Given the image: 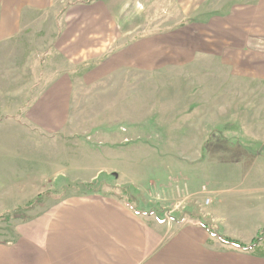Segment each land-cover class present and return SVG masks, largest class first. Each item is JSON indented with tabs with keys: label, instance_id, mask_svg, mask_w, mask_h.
<instances>
[{
	"label": "rangeland",
	"instance_id": "1",
	"mask_svg": "<svg viewBox=\"0 0 264 264\" xmlns=\"http://www.w3.org/2000/svg\"><path fill=\"white\" fill-rule=\"evenodd\" d=\"M263 1L119 0L120 28L172 30L159 44L172 56L150 75L92 78L93 62L74 67L46 117L33 111L51 95L41 71L73 63L31 38L42 18L62 15L44 10L24 26V41L0 42V241L14 239L35 197L50 191L113 195L159 223L224 216L213 229L250 245L264 229ZM221 243V260L264 264V236L250 249Z\"/></svg>",
	"mask_w": 264,
	"mask_h": 264
},
{
	"label": "crops",
	"instance_id": "2",
	"mask_svg": "<svg viewBox=\"0 0 264 264\" xmlns=\"http://www.w3.org/2000/svg\"><path fill=\"white\" fill-rule=\"evenodd\" d=\"M118 1L0 0V42L20 35L15 40L24 41V26L30 19H39L37 15L44 10L54 8L62 15L58 18L55 13L53 18L37 20L40 27L31 40L51 42L46 51L62 53L73 64L41 71L46 76L37 82L51 95L36 99L34 114L46 117L51 97L59 98V91L70 89L74 67L93 62V68L86 72L92 78L120 70L150 75L157 72L158 65L168 62V50H161L164 48L159 44L166 42L173 31H135L132 24L120 28V21H124L113 13ZM158 3L174 4L171 0H123V5ZM68 43L76 46L71 48ZM160 53L164 54L157 60ZM168 53L172 56V51ZM81 55L85 59L75 61ZM46 193L48 196L43 192L35 197L38 202L29 218L21 220L14 239L0 241V264H234L221 260L220 251L214 248L220 250L222 245L214 233L215 220L224 216H213L205 227L199 225L203 220L199 223L193 217L159 223L155 216L142 215L125 200L106 193L82 192L63 199ZM25 205L18 207L23 209ZM252 205L257 207L259 203Z\"/></svg>",
	"mask_w": 264,
	"mask_h": 264
},
{
	"label": "trees",
	"instance_id": "3",
	"mask_svg": "<svg viewBox=\"0 0 264 264\" xmlns=\"http://www.w3.org/2000/svg\"><path fill=\"white\" fill-rule=\"evenodd\" d=\"M203 224L206 225L205 223H203ZM206 226H207V225H206ZM215 232H216V234L219 236V238H220L221 240H223L224 242H226V243H233V244H236L237 246H239V247H241V248H243V249H250V248H252V247L255 246V244H256L259 240H261V239L263 238V236H264V229H263V230H261V231L258 233L257 237H255L256 239H255L250 245H246V244H244V243H241V242L236 241V240H234V239H231V238H229V237L223 236V235H221L220 233H218V231H215Z\"/></svg>",
	"mask_w": 264,
	"mask_h": 264
}]
</instances>
